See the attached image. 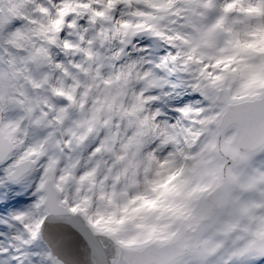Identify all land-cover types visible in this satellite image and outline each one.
Wrapping results in <instances>:
<instances>
[{"label":"snow or ice","instance_id":"6c2138e0","mask_svg":"<svg viewBox=\"0 0 264 264\" xmlns=\"http://www.w3.org/2000/svg\"><path fill=\"white\" fill-rule=\"evenodd\" d=\"M0 264H264V0H0Z\"/></svg>","mask_w":264,"mask_h":264}]
</instances>
